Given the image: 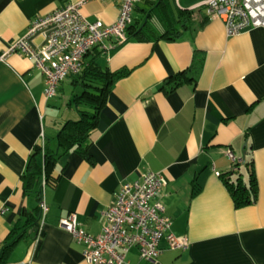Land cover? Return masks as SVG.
I'll return each mask as SVG.
<instances>
[{"label":"crops","instance_id":"crops-1","mask_svg":"<svg viewBox=\"0 0 264 264\" xmlns=\"http://www.w3.org/2000/svg\"><path fill=\"white\" fill-rule=\"evenodd\" d=\"M77 1L0 0V251L15 226L40 205L36 191L23 190L29 160L39 147L58 150V132L78 120L81 107L75 103L81 88L72 78L46 99L45 78L34 61L7 52L35 19ZM121 1L91 0L82 14L112 25ZM158 1L141 0L140 6L148 9ZM208 1L164 0L176 17L192 12L194 18L191 31L176 41L151 36V25L163 28L150 20L147 39L132 36L109 54L100 47V64L128 74L115 83L99 114L90 159L71 150L57 162L56 180L42 190L48 209L44 224L41 216L0 264H88L84 246L59 227L60 220L75 215L85 232L100 236L115 193L147 172L166 177L168 186L158 200L172 232L186 236L189 246L172 251L162 240L157 261L143 262L133 250L132 264H264V28L228 37L224 22L209 18ZM135 16L141 19L133 23L138 28L145 15ZM44 41L41 33L30 38L34 46ZM196 53L203 63L195 80L164 91L167 79L187 71ZM68 94L67 109L59 107ZM38 162L44 164L42 153ZM252 171L258 200L236 208L226 181L248 184Z\"/></svg>","mask_w":264,"mask_h":264},{"label":"built area","instance_id":"built-area-1","mask_svg":"<svg viewBox=\"0 0 264 264\" xmlns=\"http://www.w3.org/2000/svg\"><path fill=\"white\" fill-rule=\"evenodd\" d=\"M89 1L78 0L50 15L38 17L26 35L7 52L25 55L34 61L35 68L45 78L46 99L55 97L60 84L69 76L81 72L82 60L92 49L100 46L109 54L113 47L128 40L126 29L140 0H122L119 18L112 25L90 22L84 17L82 9ZM205 8L210 19L219 18L224 22L228 37L264 28V0H209ZM38 33L45 41L34 46L30 38ZM228 156L233 164L237 163L232 153ZM167 186L168 181L161 172H147L137 181L123 183L103 215V230L98 237L85 232L75 215L61 219L59 227L84 246L83 255L88 264H132L128 255L133 250L138 252L141 261L155 262L162 253V240L172 251H183L189 246L186 236L172 232V220L165 215L158 200ZM41 209L44 224L48 211L44 201Z\"/></svg>","mask_w":264,"mask_h":264},{"label":"trees","instance_id":"trees-1","mask_svg":"<svg viewBox=\"0 0 264 264\" xmlns=\"http://www.w3.org/2000/svg\"><path fill=\"white\" fill-rule=\"evenodd\" d=\"M141 1V0H140ZM138 2L133 10L132 23L126 29L132 31L128 39L132 36L145 40L148 37L146 27H149L150 20L158 21L163 31H158L151 25L149 33L156 38H167L171 41H176L187 31H191L193 27L192 12L175 14L168 9L169 4H165L164 0H160L157 4H151L150 7L145 8L140 6ZM158 11L157 13H155ZM141 12L144 16L143 24L137 28L135 22H140V18L136 17V13ZM147 20V21H146ZM146 22V23H145ZM206 19L201 23L205 24ZM146 25V27H145ZM128 41V40H127ZM100 46L92 49L82 60V70L77 75L69 76L73 79V83L81 88L80 96L76 97V105H80L78 111L79 118L76 121H67L60 129L57 135L58 150H51L48 146L45 148H37L35 153L28 162L27 171L23 177V190L29 194L35 192L38 195L40 202L39 207L35 211L36 214H30V218L21 226L18 224L10 232L0 251V262L2 263L6 256L9 255L14 245L22 238L30 228L39 225V218L42 216L41 204L43 200L42 190L46 184L55 181L52 180V175L55 170L57 162L64 157L71 150L84 157L90 159L91 135L97 128L99 114L107 103L108 96L118 80L128 74L125 70L111 72L107 67L100 64L102 52L99 50ZM203 63V58L198 53L195 54L192 66L185 72L177 74L167 79L163 84V90L166 92L174 91L180 86L195 80ZM68 77V78H69ZM43 154L44 164L38 162V156ZM248 165L254 167L253 161ZM226 184L231 192L236 208L246 207L255 204L258 200V183L254 172L248 184L238 181V183H231L226 181ZM35 220V224L32 221Z\"/></svg>","mask_w":264,"mask_h":264},{"label":"rangeland","instance_id":"rangeland-1","mask_svg":"<svg viewBox=\"0 0 264 264\" xmlns=\"http://www.w3.org/2000/svg\"><path fill=\"white\" fill-rule=\"evenodd\" d=\"M101 64L103 65V66H105V63L102 61L101 62ZM67 83H70V82H67ZM67 85H69V84H67ZM67 87V86H66ZM67 96V98H66V100H63V101H61V99L59 100V104H58V106L60 107L61 105H64V109H67V105L66 104H69L68 102H67V100H68V98H70L71 96H70V94H68V95H66ZM55 101V103L54 104H56L57 103V99L56 100H54Z\"/></svg>","mask_w":264,"mask_h":264},{"label":"water","instance_id":"water-1","mask_svg":"<svg viewBox=\"0 0 264 264\" xmlns=\"http://www.w3.org/2000/svg\"><path fill=\"white\" fill-rule=\"evenodd\" d=\"M244 148H246V145L244 146ZM243 154H244V153H243ZM243 156H245V154H244Z\"/></svg>","mask_w":264,"mask_h":264}]
</instances>
